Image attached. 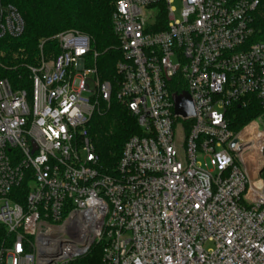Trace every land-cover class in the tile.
<instances>
[{
  "label": "built area",
  "instance_id": "1",
  "mask_svg": "<svg viewBox=\"0 0 264 264\" xmlns=\"http://www.w3.org/2000/svg\"><path fill=\"white\" fill-rule=\"evenodd\" d=\"M0 2V40L17 39L24 20ZM114 2L113 83L73 31L23 85L0 73V264H70L100 242L101 264H264V129L232 149L228 118L264 111V42H250L264 0ZM175 80L195 116L175 115ZM114 98L142 135L108 175L87 125Z\"/></svg>",
  "mask_w": 264,
  "mask_h": 264
},
{
  "label": "trees",
  "instance_id": "2",
  "mask_svg": "<svg viewBox=\"0 0 264 264\" xmlns=\"http://www.w3.org/2000/svg\"><path fill=\"white\" fill-rule=\"evenodd\" d=\"M14 6L21 14L25 29L17 38L0 40V73L13 85L24 84L27 67L37 65L41 54L51 58L60 53L53 38L63 32H78L92 40V52L97 53L96 65L100 77L113 83L117 76L116 65L122 60L119 40L112 27L114 0H2ZM1 3V2H0ZM254 34L250 42H264V7L253 15ZM41 42H46L40 50ZM174 93L185 91L176 80L171 85ZM264 116L257 101L247 106L235 105L229 111V129L238 133L252 121ZM87 135L92 141L100 161L101 170L115 174L126 142L141 136L137 120L115 98L110 106L102 104L87 125ZM105 244H95L88 255L70 264H101Z\"/></svg>",
  "mask_w": 264,
  "mask_h": 264
},
{
  "label": "water",
  "instance_id": "3",
  "mask_svg": "<svg viewBox=\"0 0 264 264\" xmlns=\"http://www.w3.org/2000/svg\"><path fill=\"white\" fill-rule=\"evenodd\" d=\"M175 115L181 116L183 118H190L195 116V108L193 101L188 93H183L176 96L175 98ZM240 143L239 139L234 140L231 145L232 149Z\"/></svg>",
  "mask_w": 264,
  "mask_h": 264
},
{
  "label": "rangeland",
  "instance_id": "4",
  "mask_svg": "<svg viewBox=\"0 0 264 264\" xmlns=\"http://www.w3.org/2000/svg\"><path fill=\"white\" fill-rule=\"evenodd\" d=\"M176 7L178 8V9H180L181 8V5H180V2L179 1H177L176 2ZM85 95H88L89 96V94H87V93H85ZM254 121H261V124H262V126H261V128H263L264 129V117H262V116H260L258 119H256V120H254ZM253 122V121H252ZM251 122V123H252ZM250 125V124H249ZM248 125V126H249ZM248 126H246L243 130H241L240 132H238V133H234L235 134V136H236V138H238V139H244V137H245V135H246V133L244 132L245 131V129L248 127ZM243 137V138H242ZM235 138V139H236ZM250 153H251V151H247L246 153H245V155H250ZM241 155H242V152H240L239 154H238V156L239 157H241ZM237 156V160L239 159V157ZM239 161V160H238ZM216 175V174H215ZM262 178L264 179V173H263V176H262Z\"/></svg>",
  "mask_w": 264,
  "mask_h": 264
}]
</instances>
